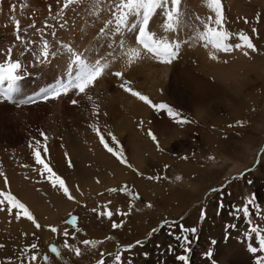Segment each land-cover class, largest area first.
Returning <instances> with one entry per match:
<instances>
[{
	"label": "rangeland",
	"instance_id": "obj_1",
	"mask_svg": "<svg viewBox=\"0 0 264 264\" xmlns=\"http://www.w3.org/2000/svg\"><path fill=\"white\" fill-rule=\"evenodd\" d=\"M99 2L103 7L95 14L87 10L88 0L83 5L70 6L64 20L76 31L75 38L66 35L61 41L79 50L87 49L89 55L102 53L107 56L118 39L123 37L99 34L98 30L110 18L108 4L105 0ZM222 3L225 28L232 34L230 42H239L240 33L247 34L253 38L256 51H249V55L245 56L237 50L230 55L220 54V58L213 61L209 58L210 49L199 42L188 43L182 45V60L178 63L185 69L200 66V52L207 62L227 67L240 61L245 65L241 69L244 82L226 83L211 110L212 114L196 116L177 102L172 88L164 90V86H158V96L150 93L154 84L140 74L143 71L140 67L152 66L161 71L164 64L145 57L126 66L125 59L119 58V49L114 53L118 58L112 63L111 70L105 73L95 88L89 90L100 106L98 123L101 130L105 133L111 131L117 136L133 168L121 164L99 143L89 127L96 118L92 115L93 102L88 101L86 96L69 94L59 100H37L30 105H13L0 100V172L8 177V185H5L0 176V189L10 186L13 194L44 226L38 230L25 217L17 220L15 210L11 216L6 211H0V243L5 245L0 249L2 264H20L17 257L21 249L30 243L38 244L36 264H97L100 252L106 254V264H115L107 253H115L137 240L142 243L123 253L125 264H182L176 256L184 254V247L191 248L190 264H256L254 254L249 251L252 240L246 236L248 218L234 217L231 212L235 207L243 206L253 193L257 203L264 207V0H222ZM13 4L16 5L15 12L10 10ZM22 4L25 5L23 9ZM49 5L52 6L51 13ZM182 10L185 21V28L179 33L182 40L188 39L195 17H214L207 0H182ZM59 11L57 0H0V50L13 42L12 15L20 20L22 28H27L33 20L37 28H43L45 21L55 25L56 28L46 30V38L54 48L58 47V34L53 38L51 32L61 28L59 23L63 21L52 18ZM245 20L248 22L245 23ZM162 21V15L154 18L151 30L161 33ZM25 38L37 41L34 50L38 52L39 34L29 28ZM22 49L23 45L18 44L14 57H19L28 65L29 74L21 82L23 95H35L63 74L67 63L64 54L48 64L33 67L35 61L31 56H19ZM224 60L228 62L224 63ZM115 70L123 71L125 78L132 81V87L148 95L154 103L170 104L192 123L178 125L165 112L154 111L145 104L150 113L146 117L126 116L122 105L116 108L108 99V96L132 97L119 87L121 81L111 75V71ZM210 80L215 81L213 77ZM73 98L80 103L72 105L70 100ZM119 114L121 119L131 118L130 129L125 126L127 132L121 127L117 129V124H114V118ZM141 120L144 122L142 126ZM238 121H243L242 127L238 126ZM230 124L233 126L229 127ZM148 129L156 134L164 151L157 150L147 135ZM41 132L49 137L47 157L50 166L66 180L75 200H68L62 190L53 188L45 177L36 172L33 149L29 148V143L39 139L43 145ZM65 153L71 157L73 167H68ZM184 156L188 159H182ZM25 164L29 167H22ZM136 170L143 175H138ZM148 176H159L160 179L149 180ZM177 177L181 179L177 180ZM124 185L140 198L133 200L125 192L108 191ZM76 186L80 191L76 190ZM213 188L223 190L213 192ZM149 203L152 207L147 206ZM130 204L135 206L128 216L114 214L109 220L106 215L97 214L108 210L116 213L118 209L128 211ZM93 208L97 212L94 213ZM202 209L206 210L203 219L200 215ZM253 211L257 209L253 208ZM70 215L78 217L76 227L81 229L79 233L65 223ZM253 219L264 225L260 216ZM113 220L122 223L123 227L113 229ZM49 225L56 226L60 233H52L47 227ZM181 225L197 229L195 234L187 233L192 242L184 247L181 246L183 241L175 238L176 235H186L181 231ZM228 225L235 227L229 228ZM153 228L156 229L154 233ZM65 229L70 237L76 236L75 240L69 238V243L81 247L79 257L63 247L62 233ZM33 233L36 235L33 236ZM86 238L103 243L96 249L85 247L80 242ZM52 245L60 249L61 256L50 253ZM170 246L173 251H169ZM45 254L50 257L48 262L43 260ZM8 258H11L10 262Z\"/></svg>",
	"mask_w": 264,
	"mask_h": 264
},
{
	"label": "snow or ice",
	"instance_id": "obj_2",
	"mask_svg": "<svg viewBox=\"0 0 264 264\" xmlns=\"http://www.w3.org/2000/svg\"><path fill=\"white\" fill-rule=\"evenodd\" d=\"M85 0H57L60 5V11L57 12L52 18L55 20L63 21L60 23V27H65L67 21L64 20L66 11L70 6L83 5ZM108 4V12L110 18L104 22V25L98 30L100 35H112L116 34L117 37H123L118 39L115 46L108 51L107 56L100 53H93L89 55L87 49H76L72 44L64 41H57L58 47H53L49 40L46 38L48 33L47 29L55 28V25L47 23L45 21L43 28H37L35 20L28 25L27 28H22L19 19L12 15L10 19L13 22V42L10 43L6 49L0 50V100L4 102H10L13 105H30L37 103V98L47 102L48 100H59L62 96H69L74 94L76 97L86 96L88 101H92V115L96 118L95 122L91 123L89 127L95 132L99 143L102 147L116 158L121 164L126 165L129 168H133L125 155L124 148L120 146V141L117 136L111 131L107 133L103 132L99 126L98 119L101 115L100 106L94 100L92 95L89 94V90L96 87L97 82L105 75L106 72L111 70L112 63L118 58L114 53L119 49V58H123L126 61V66H131L143 58L147 57L153 60H157L162 64H172L175 59L180 55L182 45L188 43L199 42L206 49H210L209 58L216 61L220 58V54L230 55L235 51H241L245 56L249 55V51L255 52L256 45L253 43V38L247 34H238V41L236 43L230 42L232 40V34L226 30L225 22L226 17L224 15V8L222 0H207V5L213 15H208L206 18L199 16L195 17V22L191 27V31L188 39L182 40L179 33L185 28L184 12L182 10V0H105ZM25 5H21L23 9ZM103 7L99 0H88L87 10L93 14L97 13ZM12 12H15L16 5H11ZM49 13L52 12V6H48ZM158 15H162L163 21L160 25L162 30L158 33L155 30H151L150 26L154 25V18ZM259 19V17H257ZM248 21L245 20V23ZM198 25V26H197ZM34 29L35 33L39 34L40 43L39 51L34 50L36 46V40L26 39L28 29ZM255 31V29H253ZM128 35H125V34ZM171 34V37L170 35ZM51 36L55 38L57 36L56 31L51 32ZM18 44L23 45V49L20 51L19 56L24 57L26 55L31 56L35 61L32 66L37 64H48L53 59L60 57L64 54L66 58V66L62 75L54 78V81L47 86L42 87L35 95H23L21 82L29 74L27 69L28 65L24 60L19 57H14V49ZM227 63V60L223 61ZM111 75L118 78L121 83L119 87L126 93L135 97L143 104L149 106L151 109L157 112H165L169 118H171L178 125H187L192 123L191 120L184 117L179 111L168 103H154L153 100L141 91L132 87V81L125 78V73L121 70L111 71ZM23 98H20L22 97ZM72 105H78L80 101L78 99H71ZM106 115V113H105ZM143 121H140V125H143ZM238 126H243V121L237 122ZM233 125H229L232 127ZM147 135L154 142L157 150L164 151L161 147L160 141L151 129H148ZM40 136L43 138V145L39 139L29 143V148H32V155L34 163L37 166L36 172L40 177H45L46 180L55 189L62 190L63 195L68 200H75V196L72 195L66 180L58 174L53 167L50 166L49 159L47 157L48 145L47 141L49 137L46 133L41 132ZM42 149V150H41ZM67 158L68 167H73L71 157L68 153H65ZM182 159L187 160L188 157L184 156ZM22 167H29L25 164ZM167 167V165L165 166ZM135 170V169H134ZM138 175H143L138 170ZM243 175V174H241ZM0 176L3 177L5 185H8V177L6 174L0 172ZM149 180H159V176H148ZM181 179L180 177L176 178ZM99 183V180H97ZM76 190L80 191L79 186H76ZM222 188H213V192H222ZM109 192H125L131 196L133 200L139 199V195L131 193L128 190V186L124 185L120 189L110 188ZM81 195L83 193L81 192ZM109 203H111L109 201ZM134 204L129 205L128 211L117 210L114 213L111 210L100 211L97 214L99 216H107L109 220H112L113 215H119L121 217L128 216L131 208ZM148 207H152L149 203ZM87 207V205H85ZM220 207H223L221 201ZM253 208L257 211H253ZM15 210V218L19 220L21 217H25L30 221L36 229H41L42 226L37 218L34 216L29 207L22 202L13 192L10 190V186L7 189H0V211H6L10 216L13 215ZM92 211L97 212L96 208ZM201 218L206 216V210H201ZM234 217L248 218L249 229L246 231V236L252 240V244L249 245V251L254 254L256 264H264V225L256 222L253 217L260 216L264 219V207L257 203L256 195L253 193L243 206L235 207L231 212ZM66 224L72 225L74 232L79 233L81 229L76 227L78 223V217L76 215H70V219L65 221ZM165 223H168L165 221ZM48 229L54 233L59 234L60 230L56 226H47ZM111 227L113 229H120L123 227L122 223L112 221ZM181 231L186 233L183 237L176 235V240L183 241L181 245H190L191 240L187 233L195 234L197 229L195 227L185 228L180 226ZM229 228L235 227V225H228ZM155 228L152 229L154 233ZM27 236V233H24ZM33 236L36 234L33 233ZM64 237L63 247L72 251L77 257L82 253V249L79 246H73L69 243V238L76 239L75 235L69 236V231L65 229L62 233ZM105 239H111L106 237ZM85 247H91L96 249L97 246L103 241L83 239L80 242ZM142 241L137 240L134 244H129L123 248L118 249L115 253H107L108 257L114 259L115 264H125L123 259V253L131 251L132 248L140 245ZM212 243H215L213 241ZM5 245L0 243V249H3ZM38 244L30 243L26 248L21 249L20 255L17 257L20 260V264H36L38 261L37 255ZM169 251H173L171 246ZM190 247H184V254H179L176 259L182 264H190L189 253ZM50 253L56 257L61 256V251L56 245L50 247ZM100 259L97 260V264H106V254L100 252ZM211 256V252L208 253ZM50 259L48 254L43 256V260L48 262ZM9 262L11 258H8ZM2 264V262H0Z\"/></svg>",
	"mask_w": 264,
	"mask_h": 264
},
{
	"label": "bare ground",
	"instance_id": "obj_3",
	"mask_svg": "<svg viewBox=\"0 0 264 264\" xmlns=\"http://www.w3.org/2000/svg\"><path fill=\"white\" fill-rule=\"evenodd\" d=\"M54 30L57 31L56 33L58 34L59 41H61L62 38L66 35H71L72 38H75L74 34L76 33V31L70 24L66 23L65 27ZM198 57L201 60L200 66L196 65L195 67L190 69H185L178 66V63L182 60L181 55H179V57L175 59L172 64H164V67L161 71L155 70V68L152 66H141L140 69L143 71L140 72V74L142 73L145 78H148V81L151 82L152 85L154 84V87L152 89L151 87H149V89H151L150 93H152L153 95L158 96L156 94V88L158 86H164V90L172 88V93L175 94L173 95L175 96L177 102L189 108L192 112H194V114H196V116H207L212 114L211 110L214 105L217 104L216 99L220 97V91L224 89L223 87L226 86V83L234 82L235 84H238L240 82H244L242 81L241 69H243L245 65L243 66V63L239 61L225 67L214 62L212 63L205 61L204 56L200 52H198ZM211 77L215 79L214 82L210 80ZM108 99L111 101L114 107L116 106V108H119V106L122 105L124 111H126V116L127 114H129L130 116H139L140 118H142L150 114L149 108L143 103L137 101L134 97L108 96ZM116 111L119 110L116 109ZM120 115L121 114L114 118V124H117V129H119L120 127L125 129V126H129L128 128L130 129L131 124L129 122L131 121V118L126 117L121 119ZM120 134H122V132ZM133 137H136V135Z\"/></svg>",
	"mask_w": 264,
	"mask_h": 264
}]
</instances>
